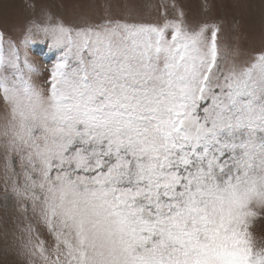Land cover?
Returning <instances> with one entry per match:
<instances>
[{
  "label": "snow or ice",
  "instance_id": "1",
  "mask_svg": "<svg viewBox=\"0 0 264 264\" xmlns=\"http://www.w3.org/2000/svg\"><path fill=\"white\" fill-rule=\"evenodd\" d=\"M40 31L78 67L58 62L44 96L18 54L0 55V167L55 242L54 258L35 245L44 264H264L249 232L264 207V54L225 70L206 25Z\"/></svg>",
  "mask_w": 264,
  "mask_h": 264
},
{
  "label": "rangeland",
  "instance_id": "2",
  "mask_svg": "<svg viewBox=\"0 0 264 264\" xmlns=\"http://www.w3.org/2000/svg\"><path fill=\"white\" fill-rule=\"evenodd\" d=\"M109 22L155 26L181 23L188 31L206 25L208 36L216 27L220 63L225 70L235 65L239 72L264 54V0H0V55L7 61L14 58V53L18 54L19 74L46 96L55 65L65 61L64 71L71 73L78 64L73 45L67 41L57 45L51 35L40 29L63 24L75 40L77 29ZM172 31L171 27L166 29V39H171ZM14 71L5 68L6 75ZM10 119V106L0 93V133ZM3 140L0 136V143ZM24 207L10 182L5 184L4 170L0 167V264H44L40 253L35 251L41 240L45 255L54 258L51 257L54 240L31 211L30 202L27 211ZM251 210L256 214L249 227L253 247L264 252V207L254 204ZM29 227L33 229L31 232Z\"/></svg>",
  "mask_w": 264,
  "mask_h": 264
}]
</instances>
